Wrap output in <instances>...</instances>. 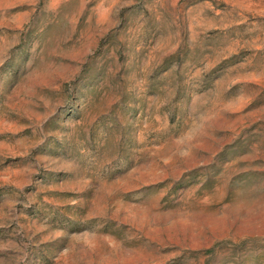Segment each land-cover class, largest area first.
Segmentation results:
<instances>
[{
	"label": "rangeland",
	"instance_id": "obj_1",
	"mask_svg": "<svg viewBox=\"0 0 264 264\" xmlns=\"http://www.w3.org/2000/svg\"><path fill=\"white\" fill-rule=\"evenodd\" d=\"M0 264H264V0H0Z\"/></svg>",
	"mask_w": 264,
	"mask_h": 264
}]
</instances>
